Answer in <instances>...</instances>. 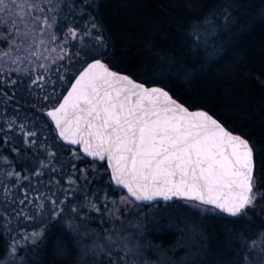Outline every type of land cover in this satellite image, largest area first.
<instances>
[{
  "label": "trees",
  "instance_id": "16d2710c",
  "mask_svg": "<svg viewBox=\"0 0 264 264\" xmlns=\"http://www.w3.org/2000/svg\"><path fill=\"white\" fill-rule=\"evenodd\" d=\"M68 2L75 10L69 14L71 10L61 6L66 19L57 16L58 25L63 27L51 30L56 39L50 38V30L46 27L41 33L39 24L30 23L28 27L36 34V39L43 38L46 43L33 44L29 50L19 52L21 63L11 64L7 59L2 62L6 70L0 72V172L17 175L35 170L43 173L39 180L45 185L48 210L30 221L20 218L16 223L10 220L5 224L0 220V261L6 258L12 239L23 234L19 231L23 226L24 234L36 230L42 236L35 242L20 245L14 261L26 258L25 264H79L82 255L79 244L89 242L91 236L100 234L102 237L105 229L112 225L108 218L101 220L100 211L92 210L91 204L105 209L110 199L125 193L112 184L106 162L90 160L78 148L64 144L46 115L93 55L107 63L111 60V67L136 79L139 77L138 80L147 81V85L167 84L173 96L189 108L203 107L229 129L248 137L255 146L257 186L264 193V0ZM225 4L228 17L234 14L239 19L235 25H229L230 35L225 34L227 24L221 10ZM43 7L47 11L52 5ZM209 14L215 28L206 40L200 38L199 45H215L218 41L220 46L211 48L216 57L208 61L188 33L199 36L200 22ZM93 22L96 28L92 27ZM69 28L76 30L77 40L65 41ZM85 29L91 35H83ZM98 36H102V45L94 39ZM89 48L92 54L86 56L84 53ZM77 50L79 56L73 55ZM30 52L38 55L32 56ZM156 58L158 61L161 58L160 65ZM164 61L168 62L167 66L186 61L176 73L180 77L187 74L198 86H204L202 90L210 98L202 101L190 98L169 81L156 78L158 66L163 71L167 68ZM15 68L20 69L19 73L11 71L9 74ZM194 69L200 75H196ZM39 76L44 79L33 83ZM194 96H202V92H195ZM29 131L35 136L28 137ZM36 196V201L41 199V194ZM52 200L61 203L55 210L62 209L59 216L51 211ZM195 203L178 200L157 204L156 212L164 208L169 211L190 209L188 204ZM137 206L138 213L148 208ZM38 208L36 204L34 210H40ZM253 209L245 210L247 217L227 216L215 209L213 213L202 215L206 223H211L209 235L215 240V249L200 264H245L248 249L241 237L255 238L257 233L264 231V199H258ZM72 215L75 216L70 217ZM149 221L151 219H145L143 226ZM143 234L145 240L163 249L175 248L178 243L176 233L170 230L148 229Z\"/></svg>",
  "mask_w": 264,
  "mask_h": 264
},
{
  "label": "snow or ice",
  "instance_id": "6c2138e0",
  "mask_svg": "<svg viewBox=\"0 0 264 264\" xmlns=\"http://www.w3.org/2000/svg\"><path fill=\"white\" fill-rule=\"evenodd\" d=\"M42 4L52 7L46 11ZM61 6L70 9L69 14L74 13L75 6L68 0H0V72L6 70L2 63L6 59L11 64L21 63L19 52L29 50L33 44L46 43L43 38L36 39V34L28 27L30 23L39 24L41 33L46 27L50 38H57L51 30L63 27L57 22V16L66 19ZM221 10L227 21V5ZM210 16H205L200 23L214 29ZM92 27L97 25L93 22ZM83 35L91 33L85 29ZM188 36L199 47L200 37L194 32H189ZM69 38L78 39L74 28H69L64 36L65 41ZM94 39L103 44L102 36ZM84 54L91 55L92 49ZM30 55L38 54L30 52ZM73 55L79 56V50ZM92 60L85 62L78 78H74L63 103L48 111L47 116L55 122L59 137L64 141L82 145L83 153L93 159L107 160L115 184L127 189L135 201H196L199 203L188 206L196 208L200 214L215 209L232 217H247L245 210L253 209L258 199H264L255 177V146L250 145L248 139L234 135L208 112L189 111L165 90L167 84L146 87L147 81L138 83L130 74H121L122 70H111V60L104 63L94 55ZM185 62L169 64L165 70L177 72ZM11 71L19 73L20 69H11L9 74ZM185 78L189 76L186 74ZM43 79L39 76L32 82ZM26 135L32 137L35 133L29 131ZM51 203L59 207L56 201ZM121 203L131 201L124 198ZM91 208L99 211L95 204H91ZM60 211L53 214L59 216ZM189 228L195 233L193 224L190 223ZM124 231L117 230L115 236L106 235L103 245H96L93 252L96 248L105 255H110L113 249L122 251V264H135L134 260L124 257L138 254L140 245L133 243L131 237H122ZM241 239L249 250L256 249L259 253L264 249V231L255 238L242 236ZM105 246L110 250L107 253ZM254 264H264V256L257 254Z\"/></svg>",
  "mask_w": 264,
  "mask_h": 264
},
{
  "label": "rangeland",
  "instance_id": "374dc122",
  "mask_svg": "<svg viewBox=\"0 0 264 264\" xmlns=\"http://www.w3.org/2000/svg\"><path fill=\"white\" fill-rule=\"evenodd\" d=\"M238 20L239 19L234 16V14H231V17H228V20L225 21V25L227 24L225 34L230 35V26L235 25ZM199 28H201L199 36L201 39L203 38L202 40H206L210 36V33H212V29L203 24L200 25ZM217 45L220 46V43L215 41V45L213 43L206 44L204 46L199 45V49L197 50H201V55L209 61L216 57L211 48L213 46L216 47ZM156 60L158 65L162 63L161 58H159V61L158 58H156ZM164 63L165 65L168 64V62L165 61L163 64ZM195 70L196 69H194V71ZM164 71L160 66H158V71L156 72L155 77L163 81H169L178 90H184V93L190 98L192 97L200 101L210 98V96L205 94V92L202 90L204 86H198V83L193 82L191 77L186 79L184 76L180 77L176 72L166 73ZM194 73L196 75H200L199 71H195ZM195 92H202V96H194ZM1 173L2 172H0V176L2 175ZM6 174L15 180H17L19 177L18 174ZM23 179H19L16 182L15 180L8 178L6 179L7 181H5L4 177H0V220H3L5 224L11 222L10 220L16 223L20 218L29 221L34 218L38 219L41 217L42 213H47V196L44 194L46 189L41 179L37 183L34 181L28 183ZM45 180H48V178H45ZM55 183L56 182L54 181L53 184ZM25 193L27 194V199H25ZM38 194H41L40 201H36L35 198V196ZM124 198H127L129 201H131V203H121ZM21 200L24 201L23 204L19 203ZM56 202L60 207L61 203L59 204L58 201ZM36 204H38L39 209L41 210L40 212L39 210L36 212L33 211L32 208L33 206H36ZM59 207L54 208V205L52 203L50 204L51 211H55ZM200 207L204 208L201 205ZM189 208L190 209L185 208L184 210L173 209L171 211L164 208L162 211L156 212L157 204H153L147 208L146 212L144 211L138 213L140 208L130 197H128L126 194H118V197L109 200L107 210L99 209V218L101 220H106L108 218L112 225L105 229L106 233L103 232L105 234H102V237H100V234L97 236H91L89 242L79 244L82 254L79 264H122V251H117L114 249L110 251L107 246H105L104 252L107 253L110 251V255L100 253L99 248H96V252H93V248L96 245H103L106 235L115 236V232L120 229L125 230L121 234L122 237H131L133 243L138 242L140 245L138 254L132 253L129 256L124 257L125 260H134L135 264H200L208 257V255L212 254L215 249V240L209 235L211 223H206L202 217V215L204 216L207 213H213L214 210L212 212H204L203 214H200L196 208ZM153 211H155V213H153ZM74 216L72 215L70 217ZM145 219H151V221L148 222V225L146 224L143 226L142 223ZM121 222H123V224ZM190 223L195 227V233L190 230ZM18 225L19 224L16 226ZM23 229V226L19 228V231H23V234H21L20 237H15L16 239H12L11 243L9 244L10 247L8 252L5 256L6 258L1 260L0 264H9L10 261V264L26 263V258L21 259L19 262L14 261L15 256H17V253H19L18 251L20 250V245L24 246L30 242H35L42 236V234L36 230H31L30 233L24 234L25 231ZM148 229H154L155 231L160 232L166 230L173 231L178 237V243L176 244L175 248L171 247L163 249L162 247L152 243V241L144 239L143 232ZM13 233L16 234L15 232ZM33 233H36L37 235L33 236ZM245 239H247V237H245ZM257 254L264 256V249H261L259 253H257L256 249H248L246 254L248 264H254Z\"/></svg>",
  "mask_w": 264,
  "mask_h": 264
},
{
  "label": "water",
  "instance_id": "95a60500",
  "mask_svg": "<svg viewBox=\"0 0 264 264\" xmlns=\"http://www.w3.org/2000/svg\"><path fill=\"white\" fill-rule=\"evenodd\" d=\"M98 59H100V58H98ZM101 61L102 62H104V63H107L106 61H104L102 58H101ZM90 62H93V60L91 59L90 60ZM85 66V65H84ZM109 67H110V69L111 70H113V71H118V70H116L115 68H113V67H111L110 65H109ZM121 74H127V73H125V72H121ZM78 75H79V73L74 77V78H78ZM130 78H132L133 80H136L138 83H140L141 81H139L138 79H136V78H134L132 75H130ZM75 82V79L72 81V83L71 84H73ZM70 84V85H71ZM70 85H69V88H68V90L66 91V93L61 97V99L59 100V102H58V104L56 105V106H54V107H58L59 106V104L60 103H63V98L67 95V92L68 91H70L71 90V87H70ZM145 86L146 87H163L162 85H159V84H157V85H147V84H145ZM165 90H169V89H165ZM169 94L173 97V99H176L177 100V102L178 103H181V104H183L185 107H188L189 108V106H186L181 100L179 101L175 96H173V94L171 93V91L169 90ZM54 107H51V108H49L47 111H46V114H47V112L48 111H50V110H52ZM189 111H205V112H208L209 113V115H212L207 109H205V108H189ZM213 116V118H215V119H217L226 129H228L229 131H231L234 135H239V136H242L243 138H245V139H248L249 140V138L248 137H244L241 133H239V132H234V131H232L231 129H229L228 128V126H226V125H224L216 116H214V115H212ZM50 118V117H49ZM50 120H51V122L54 124V127H55V122L50 118ZM55 130H56V133L58 134V129H56V127H55ZM58 136H59V134H58ZM59 139H61V141L64 143V144H66V145H68V146H72V147H74V148H78L80 151H81V153H82V155H85L87 158H89L90 160H97V161H100V160H98V159H93L92 157H89V156H87L85 153H83V151H82V145H71V144H69L68 142H66V141H64L62 138H60L59 137ZM249 143H250V145H252V143H251V141L249 140ZM254 161H255V165H256V158H255V149H254ZM101 162H106V164L108 165V170H109V173H110V176H111V181H112V184L114 185V186H116V187H118V188H120L128 197H130L136 204H138V205H143V206H146V207H150L151 205H153V204H162V203H165V204H170V203H173L174 201H178V200H173V201H171V202H164V201H152V202H148V201H144V202H141V201H135V198L134 197H131L129 194H128V192H127V189H125V188H123L122 186H117L116 184H115V182H114V180L112 179V173H111V167H110V164L108 163V161L107 160H104V161H101ZM256 170L257 169H255V173H256ZM181 201V200H180ZM191 202H196V201H191ZM197 203H199V202H197ZM204 206H206V205H204ZM210 207H212V206H210ZM218 211V210H217ZM222 213V212H221ZM224 215H227V216H230V215H228V214H226V213H223Z\"/></svg>",
  "mask_w": 264,
  "mask_h": 264
},
{
  "label": "flooded vegetation",
  "instance_id": "af4514ba",
  "mask_svg": "<svg viewBox=\"0 0 264 264\" xmlns=\"http://www.w3.org/2000/svg\"><path fill=\"white\" fill-rule=\"evenodd\" d=\"M56 106V105H55ZM54 107V106H53ZM47 115V114H46ZM50 119V118H49ZM51 121V120H50ZM6 173H9V172H2L1 174V176L0 177H4L5 178V181H7L6 179L8 178V179H12V178H10ZM34 173H37L35 170H33V171H23V172H21V173H17L18 175H19V177L17 178V180H15V179H13V180H15L16 182L19 180V179H23L25 182H28L29 183V181H34L35 183H37L38 181H39V175H35ZM25 177H27V178H25ZM32 197V196H31ZM36 198H37V196H36ZM40 200V199H39ZM33 211L34 212H36V211H38L37 209L36 210H34V206H33ZM39 209V208H38ZM39 211H41V210H39ZM42 215V214H41ZM10 219V218H9Z\"/></svg>",
  "mask_w": 264,
  "mask_h": 264
}]
</instances>
